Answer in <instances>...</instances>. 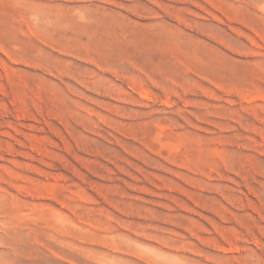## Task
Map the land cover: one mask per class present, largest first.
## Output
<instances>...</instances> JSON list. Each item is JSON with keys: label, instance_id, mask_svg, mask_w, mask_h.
<instances>
[{"label": "rangeland", "instance_id": "rangeland-1", "mask_svg": "<svg viewBox=\"0 0 264 264\" xmlns=\"http://www.w3.org/2000/svg\"><path fill=\"white\" fill-rule=\"evenodd\" d=\"M0 264H264V0H0Z\"/></svg>", "mask_w": 264, "mask_h": 264}]
</instances>
